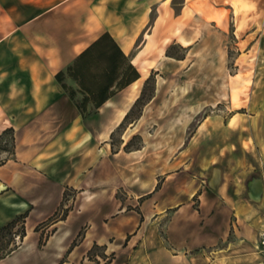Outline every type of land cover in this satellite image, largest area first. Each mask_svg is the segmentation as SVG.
<instances>
[{"label": "rangeland", "instance_id": "374dc122", "mask_svg": "<svg viewBox=\"0 0 264 264\" xmlns=\"http://www.w3.org/2000/svg\"><path fill=\"white\" fill-rule=\"evenodd\" d=\"M114 2L104 11L109 28L129 31L125 23L141 25L149 9L127 52L140 80L74 125L79 114L54 91L48 106L58 111L42 122L59 126L31 143L49 159L25 169L67 185L59 209L35 230L76 205L90 223L134 216L157 222L164 239H199L191 252L199 264H264V0ZM149 76L143 101L116 125ZM21 85L0 83V93L19 94ZM8 119L0 110L12 129L0 139V165L15 151ZM254 180L259 200L249 192ZM20 232L19 222L0 233V257L17 248ZM100 253L93 248L90 259Z\"/></svg>", "mask_w": 264, "mask_h": 264}, {"label": "crops", "instance_id": "0c3cea01", "mask_svg": "<svg viewBox=\"0 0 264 264\" xmlns=\"http://www.w3.org/2000/svg\"><path fill=\"white\" fill-rule=\"evenodd\" d=\"M114 1L0 0V83L22 84L19 94L12 95V89L6 88L0 93V110L10 116L8 122L16 131L14 154L0 165V197L3 198L0 228L27 212L24 237L17 248L0 259V264H199L191 253L201 243L199 239L183 240L170 234L164 239L159 225L151 219L133 216L128 220L119 215L94 224L84 215L85 208L74 205L64 219L53 220L35 230L59 209L61 193L67 185L54 179L49 172H41L43 168H37V175L25 169L27 164L49 159L42 158L36 145L31 143L35 138L50 139L51 134L40 132L59 126L42 122L58 111L48 106L54 91H61L54 75L104 32L114 38L122 51L123 44L131 40V49L139 29L145 25L149 9L141 25L134 27L132 23H125L131 29L121 35L104 23L95 25V12L107 10ZM125 114L126 111H121L116 125ZM79 118L81 116L74 118L73 125ZM6 127V122L0 120V134ZM261 193V182H251V196L259 200ZM81 230L82 239L71 247ZM95 246L102 247L101 253L90 259L88 254Z\"/></svg>", "mask_w": 264, "mask_h": 264}, {"label": "trees", "instance_id": "16d2710c", "mask_svg": "<svg viewBox=\"0 0 264 264\" xmlns=\"http://www.w3.org/2000/svg\"><path fill=\"white\" fill-rule=\"evenodd\" d=\"M131 58V55H126L122 51L118 43L108 32H104L82 50L69 65L59 70L54 75V79L81 118L85 119L90 113L97 111L115 93L123 90L140 78V72L132 64ZM151 77L146 78L141 95L124 115L119 126L132 116L134 108L143 101L146 85L151 80ZM9 131H12V129H4L0 134V139ZM128 145L129 141L124 145V148ZM12 154H14V151ZM26 217L27 212L11 220L0 228V233L10 231L20 222L21 232L19 236L22 239L25 235L24 220ZM82 236V233L79 232L71 243V247L77 245ZM91 251L88 254L89 257ZM3 257H0V259Z\"/></svg>", "mask_w": 264, "mask_h": 264}, {"label": "bare ground", "instance_id": "6f19581e", "mask_svg": "<svg viewBox=\"0 0 264 264\" xmlns=\"http://www.w3.org/2000/svg\"><path fill=\"white\" fill-rule=\"evenodd\" d=\"M168 0H164V2H167ZM108 12V11H107ZM96 13V15H97V17H95V21H94V23H95V25H99V24H105V25H107L108 27H109V25H110V23L108 22V21H105L104 20V18H105V15H104V11L103 10H99L98 11V13L97 12H95ZM111 17V16H110ZM93 18V17H92ZM118 20V19H117ZM113 23V22H112ZM144 29V28H143ZM113 30L115 31V33L116 34H118V35H121L124 31H125V28H123L122 26H120V25H114L113 26ZM147 37H145V39H146ZM130 47H131V40H129V41H127V42H125L124 44H123V46H122V48H123V51L125 52V53H127L128 51H129V49H130ZM138 80V79H137ZM132 97V96H131ZM131 100V99H130ZM129 100V101H130Z\"/></svg>", "mask_w": 264, "mask_h": 264}, {"label": "water", "instance_id": "95a60500", "mask_svg": "<svg viewBox=\"0 0 264 264\" xmlns=\"http://www.w3.org/2000/svg\"><path fill=\"white\" fill-rule=\"evenodd\" d=\"M250 186V185H249ZM249 192H250V187H249Z\"/></svg>", "mask_w": 264, "mask_h": 264}, {"label": "built area", "instance_id": "2783aa9c", "mask_svg": "<svg viewBox=\"0 0 264 264\" xmlns=\"http://www.w3.org/2000/svg\"><path fill=\"white\" fill-rule=\"evenodd\" d=\"M262 243H264V242H262Z\"/></svg>", "mask_w": 264, "mask_h": 264}]
</instances>
